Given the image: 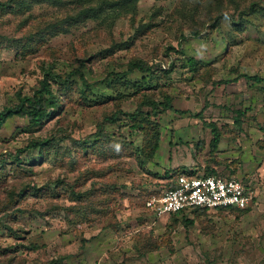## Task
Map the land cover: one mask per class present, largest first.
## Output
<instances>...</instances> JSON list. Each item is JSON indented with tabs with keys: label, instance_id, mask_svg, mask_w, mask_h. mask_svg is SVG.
Masks as SVG:
<instances>
[{
	"label": "rangeland",
	"instance_id": "obj_1",
	"mask_svg": "<svg viewBox=\"0 0 264 264\" xmlns=\"http://www.w3.org/2000/svg\"><path fill=\"white\" fill-rule=\"evenodd\" d=\"M10 1L0 113L47 70L80 69L87 86L76 76L39 130L19 116L0 129V264H264V84L250 80L264 78V0ZM133 59L155 76H125ZM144 78L172 106L143 109L160 127L156 161L131 119L143 101L131 84ZM182 169L243 180L256 204L156 218L148 199Z\"/></svg>",
	"mask_w": 264,
	"mask_h": 264
},
{
	"label": "trees",
	"instance_id": "obj_2",
	"mask_svg": "<svg viewBox=\"0 0 264 264\" xmlns=\"http://www.w3.org/2000/svg\"><path fill=\"white\" fill-rule=\"evenodd\" d=\"M1 8H10V5L5 6L4 4L0 3V10ZM189 64L191 69L190 72L196 73L199 71L198 64L195 60H191ZM127 66L128 70L125 73V76L136 72L144 75L151 74L153 77L155 76V70L153 67L141 59H133L128 63ZM161 72H163L162 69ZM169 73V70L164 72L166 75ZM76 76H79L81 82L87 86L86 77L83 73H81L80 69L75 70L67 75H59L52 72L51 70H47L44 79L40 82V86L35 90L32 96L19 95V105H16L13 108H7L0 113V129L7 123L8 120L14 116H19L29 121L30 130H39L49 118L54 116L57 111L61 109L64 100L74 90L76 85L74 78ZM144 80V83L135 82L131 84V87L134 89V95H142L143 97L142 103L138 106L137 112L131 115V119L133 120V127L140 130L145 136L144 147L142 150H140L141 156L146 160L152 161L160 148V127L157 123L151 120L150 114L145 113L143 109L145 107H150L153 110L152 112H158L160 108L163 109V111H168L172 109V106L169 104V98L166 99V101L158 102L154 93L149 95V92L155 91L156 89L145 85L147 80L146 78H144ZM250 80H253L259 84H264V78L257 76L252 77ZM55 88H57V90H55ZM87 93L83 92L82 95L89 106L93 107L100 104L101 100H89ZM116 118L117 115H114L110 121L115 122ZM238 121L239 119H237V123ZM213 132L214 137L210 143V147L212 152H216L221 142V136L217 128H214ZM47 142L48 141L35 142L32 143L29 148H43ZM194 211L198 212L200 209H196ZM174 217L175 216H173V218Z\"/></svg>",
	"mask_w": 264,
	"mask_h": 264
},
{
	"label": "built area",
	"instance_id": "obj_3",
	"mask_svg": "<svg viewBox=\"0 0 264 264\" xmlns=\"http://www.w3.org/2000/svg\"><path fill=\"white\" fill-rule=\"evenodd\" d=\"M171 183L170 189L151 196L146 203L158 219L196 209L246 211L256 204L253 189L237 178L190 172L177 175Z\"/></svg>",
	"mask_w": 264,
	"mask_h": 264
},
{
	"label": "crops",
	"instance_id": "obj_4",
	"mask_svg": "<svg viewBox=\"0 0 264 264\" xmlns=\"http://www.w3.org/2000/svg\"><path fill=\"white\" fill-rule=\"evenodd\" d=\"M161 151V147L159 148V151L156 153V155H155V161L157 160V158H158V154H159V152ZM186 170L187 169H182V173H190V172H186ZM191 172H193V171H191Z\"/></svg>",
	"mask_w": 264,
	"mask_h": 264
},
{
	"label": "clouds",
	"instance_id": "obj_5",
	"mask_svg": "<svg viewBox=\"0 0 264 264\" xmlns=\"http://www.w3.org/2000/svg\"><path fill=\"white\" fill-rule=\"evenodd\" d=\"M172 181V180H171Z\"/></svg>",
	"mask_w": 264,
	"mask_h": 264
}]
</instances>
